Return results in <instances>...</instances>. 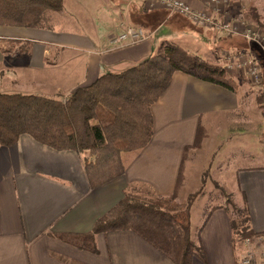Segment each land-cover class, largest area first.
<instances>
[{
	"label": "crops",
	"instance_id": "crops-1",
	"mask_svg": "<svg viewBox=\"0 0 264 264\" xmlns=\"http://www.w3.org/2000/svg\"><path fill=\"white\" fill-rule=\"evenodd\" d=\"M184 1L203 11L212 9L209 0ZM75 2L79 6L72 9L63 0L62 10L48 11L47 24L42 27L0 25V92L65 98L106 72H121L151 57L162 41L175 42L169 39L175 33L193 39L192 33L206 32L214 38L218 32L185 16L168 15L160 6L150 9L143 0ZM88 3L96 5L97 11L87 10ZM50 13L106 14L94 20H80L76 15L74 26H53ZM123 23L142 26L151 35L133 45L113 44L111 39L123 29ZM166 25L168 30L156 37ZM241 91L240 86L232 91L175 71L169 87L151 107L152 139L140 149L123 152L124 174L98 187H92L88 179L84 163L88 152L58 150L29 134H22L12 146L0 147V264H175L131 229L96 232L94 249L81 247L67 235L91 233L126 189L172 195L180 170L186 175L187 162H192L187 154L196 149L199 126L217 130L223 120L240 117ZM242 125L259 128L256 123ZM253 135L261 136V132ZM210 138L211 133L203 145ZM200 172L197 182L201 186ZM223 177L225 182L228 178ZM236 178L235 189L243 192L248 208V228L258 235L264 232V163L238 169ZM216 182L230 193L228 181L227 186ZM216 182H211L215 188ZM207 213V221L195 233L191 229L197 244L193 264H238L249 251L264 264V245L246 244L245 237L236 235L232 210L226 203L212 206Z\"/></svg>",
	"mask_w": 264,
	"mask_h": 264
},
{
	"label": "trees",
	"instance_id": "trees-1",
	"mask_svg": "<svg viewBox=\"0 0 264 264\" xmlns=\"http://www.w3.org/2000/svg\"><path fill=\"white\" fill-rule=\"evenodd\" d=\"M63 7V0H0V25L42 27L47 24L48 11ZM250 15L256 22L261 19L254 8ZM178 70L232 91L238 89L219 63L164 40L151 57L121 72H106L93 83L76 87L65 98L0 92V147L12 146L22 134H29L58 150L88 152L84 163L91 186L106 184L124 174L123 152L140 149L152 139L151 107ZM257 100L263 105L264 94ZM204 130L200 125L193 147H201ZM184 176L180 170L170 196L137 187L126 189L124 197L97 221L91 233L67 236L81 247L94 249L96 232L131 229L175 264H193L197 244L191 234L190 212L202 189L192 192L185 204L179 203ZM243 212L238 226L236 217L232 219L234 232L253 236L247 225L248 208Z\"/></svg>",
	"mask_w": 264,
	"mask_h": 264
},
{
	"label": "rangeland",
	"instance_id": "rangeland-1",
	"mask_svg": "<svg viewBox=\"0 0 264 264\" xmlns=\"http://www.w3.org/2000/svg\"><path fill=\"white\" fill-rule=\"evenodd\" d=\"M209 1L212 9L204 12L212 14L217 23L228 22L235 26L238 32L250 28L253 33L252 37H257V39L247 38L241 33H229L217 27H214L213 30L218 31L217 34H214L215 39L206 32L203 35L199 34V36L192 33L193 39H187L185 35H178L177 33L169 37V39L172 38L190 52H196L204 58L219 63L225 69L227 75L236 82L237 88L241 87V93L244 95L243 110L239 114L241 116L230 117L229 122L223 120V125H219L217 130L208 131L205 128L201 147H194L197 150L193 149L192 152L187 154V158L192 159V162H187L189 169L186 174L187 177L184 176L182 185L184 190L181 193V199H177V201L183 205L187 201L186 197L190 192L202 189L191 207L190 219L192 220L191 223L193 222L191 224L193 233L197 231L198 225L204 221L209 209L219 203H226L231 208L232 219L236 217L238 226L242 215L245 216L243 212L245 198L242 191L235 189L237 184L236 172L246 166H256L264 163V102L261 105L257 100L260 95L264 94V43L261 42L260 44L257 41L261 35L264 37V0ZM75 4L79 6L75 0H68V8L72 9ZM85 6L91 12L97 11V6L92 3L85 4ZM86 8L82 10L84 11ZM253 8L261 17L258 22L254 21L250 15ZM50 14L53 19V26H74L73 23H77L76 18H74L76 15L80 20L86 18L94 20L99 19V17L103 18L106 13ZM168 15L172 14L168 13ZM165 30H168V25L156 34V37L159 38ZM245 123L249 125H255L256 123L259 128L253 126L246 128L245 125H242ZM228 124L231 126L228 127ZM244 129L246 130L245 133L243 132ZM239 130L243 133L240 134ZM255 131H260L261 136H254L253 132ZM210 133L211 141L209 140L203 145ZM198 170L203 172L201 186L197 182L199 179ZM223 175L228 178L225 180L229 182L230 193L226 190V193H223L221 188H215L211 184V182L218 181L227 186ZM196 186L198 189L194 191L193 189L197 188ZM205 208H207L206 211Z\"/></svg>",
	"mask_w": 264,
	"mask_h": 264
},
{
	"label": "built area",
	"instance_id": "built-area-1",
	"mask_svg": "<svg viewBox=\"0 0 264 264\" xmlns=\"http://www.w3.org/2000/svg\"><path fill=\"white\" fill-rule=\"evenodd\" d=\"M146 7L152 9L154 7H162L170 14H178L189 18L192 22L197 25L209 26V27H217L225 30L226 32H234V33H241L247 38L252 37V32L250 28H247L241 32L236 30V27L231 25L230 23H217L215 17L207 12L200 11L194 9L189 3L184 0H143ZM212 2L217 0H211ZM151 33L142 26H135L132 24H124L123 29L118 32L113 38L111 42L116 45H133L140 43L147 38ZM253 40L257 39V37H252ZM264 43V37L262 35L257 40ZM246 244H252L256 242L257 244L264 245V233H260L258 235H253L249 237H245L243 239ZM264 256V254H263ZM238 264H260L256 259V253L254 251H249L245 255H242L239 260Z\"/></svg>",
	"mask_w": 264,
	"mask_h": 264
}]
</instances>
